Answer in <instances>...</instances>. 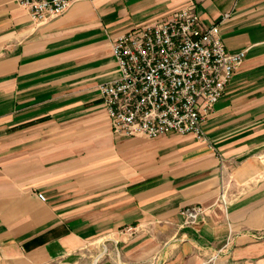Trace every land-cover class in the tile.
Masks as SVG:
<instances>
[{"label": "crops", "instance_id": "obj_1", "mask_svg": "<svg viewBox=\"0 0 264 264\" xmlns=\"http://www.w3.org/2000/svg\"><path fill=\"white\" fill-rule=\"evenodd\" d=\"M186 2L76 0L35 24L0 0V264H264V0H195L204 27L230 14L221 39L244 52L210 143L114 134L104 111L112 40ZM189 205L205 211L184 227Z\"/></svg>", "mask_w": 264, "mask_h": 264}, {"label": "built area", "instance_id": "obj_2", "mask_svg": "<svg viewBox=\"0 0 264 264\" xmlns=\"http://www.w3.org/2000/svg\"><path fill=\"white\" fill-rule=\"evenodd\" d=\"M74 1L16 3L33 23L40 24L64 13ZM229 15L224 13L216 23L204 27L195 0H187L168 16L135 26L112 40L119 75L99 84L98 90L114 134L148 139L166 134L192 135L210 143L203 121L244 59V52H228L221 39L219 24ZM209 146L223 168L222 154ZM224 193L222 185L221 199ZM37 196L45 199L42 193ZM204 211L200 205L183 207L181 225L193 226ZM122 232L132 234L135 227L127 226ZM213 258H205L202 264H213Z\"/></svg>", "mask_w": 264, "mask_h": 264}, {"label": "rangeland", "instance_id": "obj_3", "mask_svg": "<svg viewBox=\"0 0 264 264\" xmlns=\"http://www.w3.org/2000/svg\"><path fill=\"white\" fill-rule=\"evenodd\" d=\"M112 247L113 246H111V244H108L107 242H103L102 244H98V245L95 246V251H96V249H99V251L101 252L100 257L101 256H106V254L107 253L109 254L110 251L115 252ZM104 248L106 249V251H104L105 250ZM89 263H91V262L88 261L87 264H89Z\"/></svg>", "mask_w": 264, "mask_h": 264}]
</instances>
